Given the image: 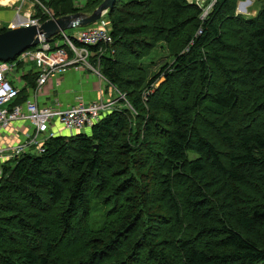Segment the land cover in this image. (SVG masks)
I'll use <instances>...</instances> for the list:
<instances>
[{
    "label": "trees",
    "instance_id": "1",
    "mask_svg": "<svg viewBox=\"0 0 264 264\" xmlns=\"http://www.w3.org/2000/svg\"><path fill=\"white\" fill-rule=\"evenodd\" d=\"M102 1L39 2L60 17ZM238 1L115 0L98 70L124 99L2 167L0 264H264V1L251 17ZM160 45L172 62L148 82Z\"/></svg>",
    "mask_w": 264,
    "mask_h": 264
},
{
    "label": "built area",
    "instance_id": "2",
    "mask_svg": "<svg viewBox=\"0 0 264 264\" xmlns=\"http://www.w3.org/2000/svg\"><path fill=\"white\" fill-rule=\"evenodd\" d=\"M50 12L44 9V13L53 18ZM21 19L11 23L9 29L40 24L30 16H22ZM61 37L56 43L41 40L37 47L26 50L14 61L0 62V179L4 163L24 155L41 154L43 144L63 131L79 134L89 130L102 115L115 109L119 99H124V95L119 94L117 101L106 102L98 95L94 102L85 103L77 99L66 109L59 105H38L37 95L43 86L51 83L52 79L58 80L70 68L87 69L101 77L99 58L104 46L111 43L110 25L106 19L78 28L72 37L64 33ZM97 46V50H90ZM90 59H94V63ZM30 63L35 74L33 87L27 86L24 79L28 76L26 70ZM18 66L25 68L24 78L23 74L12 73L11 70ZM22 89L27 90L28 96L22 103L15 104ZM98 92L100 94V90Z\"/></svg>",
    "mask_w": 264,
    "mask_h": 264
},
{
    "label": "rangeland",
    "instance_id": "3",
    "mask_svg": "<svg viewBox=\"0 0 264 264\" xmlns=\"http://www.w3.org/2000/svg\"><path fill=\"white\" fill-rule=\"evenodd\" d=\"M6 0H0V3L5 2ZM40 1V0H39ZM38 0H17L16 2H12L11 5L9 6H5V7H1L5 12L4 14L6 16H8V20L5 21L1 26L0 29L4 28V29H9V26L11 23L16 22V21H21V17L23 16L24 18L27 16H30L31 18H33L36 14L35 9H37L38 7L42 9V11L44 9H46L44 6L41 5V3H39ZM189 2H195L197 3L200 7H203L205 4H208L209 0H188ZM264 0H240L237 2L236 4V14H241L245 17H251L254 16L256 14V12H258V10L260 9V6L262 5ZM77 9H82L85 7V5H75ZM209 8L206 9V13L207 10ZM48 11V9H46ZM50 14L53 16V13L50 12ZM47 15V14H46ZM10 16V17H9ZM17 16H19V19H17ZM21 16V17H20ZM48 16V15H47ZM49 18V16L47 17V19ZM38 19V18H37ZM39 21V19H38ZM78 29V28H77ZM77 29H70V30H66L64 31V35L68 36V37H72L73 33L75 30ZM61 35V34H59ZM62 37L59 39L61 40ZM57 41H55L56 43ZM172 62V57L169 56V54L167 53L165 46H157L153 49L150 50V52L148 53V55L140 62L142 68L144 69V73L149 80L160 70V67L171 63ZM30 68H28L27 74L28 76L34 78V72H33V65L30 63L29 65ZM25 68L23 66H18L17 69L14 68L12 69V73L16 74H23V78L25 77V72H24ZM86 71H89L87 69H84ZM91 72V71H90ZM27 76V77H28ZM124 77H130V74H123ZM64 77L69 78L71 77V80H73L74 76H73V72H68L67 74L64 75ZM25 79V78H24ZM165 79L163 77H160L159 80H157L155 82V84L151 85V89L149 88L147 90V88H143V93L147 90L150 92L153 91V89L157 88L162 82H164ZM100 94L99 96H101L103 98V101L106 102H114L117 101V97L119 96V94L113 89V88H108L106 85V82L103 79V83H100ZM118 102V101H117ZM135 124H133V128H136V125L139 123L141 125V128L146 124L145 120H140L137 124L134 121ZM88 130H85L83 133H87ZM60 136H72V135H76L73 133H68L66 131L61 132L59 134ZM113 157L115 156H111L110 159H113ZM19 158V157H18ZM191 158H193V156H191ZM119 160V159H118ZM121 161V160H119ZM16 165V161L15 159H11L8 162L3 164V168L4 167H9L14 168V166ZM115 168H118V166H116ZM114 168V169H115ZM123 176V175H122ZM118 177L116 179H113L111 186L114 185L116 182H118L119 180L121 181L123 178ZM158 188L155 187L153 189L152 195H154L156 193L155 190H157Z\"/></svg>",
    "mask_w": 264,
    "mask_h": 264
},
{
    "label": "water",
    "instance_id": "4",
    "mask_svg": "<svg viewBox=\"0 0 264 264\" xmlns=\"http://www.w3.org/2000/svg\"><path fill=\"white\" fill-rule=\"evenodd\" d=\"M115 0H103L89 13H76L49 18L38 25H28L7 29L0 33V62L14 61L26 50L37 47L41 40L64 33L66 30L85 28L105 18L113 8Z\"/></svg>",
    "mask_w": 264,
    "mask_h": 264
},
{
    "label": "crops",
    "instance_id": "5",
    "mask_svg": "<svg viewBox=\"0 0 264 264\" xmlns=\"http://www.w3.org/2000/svg\"><path fill=\"white\" fill-rule=\"evenodd\" d=\"M72 3L73 6L85 5L87 0H72ZM4 12L5 11L0 8V26L8 20V16H6ZM17 19H19V16H17ZM68 72H73V80H71V77H64ZM100 83H103V79L97 74L84 69L70 68L60 75L58 80L52 79L51 83L43 86L41 92L37 95V103L40 106L59 105L61 109H66L75 104L77 99L85 103H91L94 102L99 95ZM119 106L120 104L117 102L115 108Z\"/></svg>",
    "mask_w": 264,
    "mask_h": 264
},
{
    "label": "bare ground",
    "instance_id": "6",
    "mask_svg": "<svg viewBox=\"0 0 264 264\" xmlns=\"http://www.w3.org/2000/svg\"><path fill=\"white\" fill-rule=\"evenodd\" d=\"M14 1H16V0H9V1H6V2H4L3 4H0V6H6V5H9V4H11L12 2H14Z\"/></svg>",
    "mask_w": 264,
    "mask_h": 264
}]
</instances>
